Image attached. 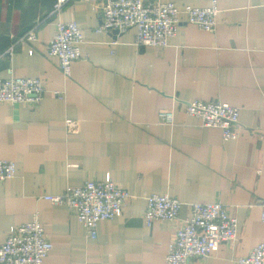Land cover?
Segmentation results:
<instances>
[{"label":"crops","instance_id":"obj_1","mask_svg":"<svg viewBox=\"0 0 264 264\" xmlns=\"http://www.w3.org/2000/svg\"><path fill=\"white\" fill-rule=\"evenodd\" d=\"M99 1L71 0L56 17L55 0H0V53L13 46L0 59V78L12 67L45 87L36 107L0 103V160L15 164L0 182V243L37 214L53 245L42 264H165L189 205L221 202L238 221L236 240L189 264H236L264 242V0H216L214 31L182 17L165 48L137 47L134 28L112 44L114 34L95 30ZM160 1L182 8L213 0ZM37 21L36 39L16 43ZM58 21L76 22L83 37L68 79L47 53ZM194 100L238 107L237 137L224 140L219 128L187 115ZM160 111L173 112L172 125L159 123ZM66 119L76 132H67ZM108 179L132 197L121 215L98 223L96 238L66 206L44 198ZM151 194L176 197L179 220L146 226Z\"/></svg>","mask_w":264,"mask_h":264},{"label":"built area","instance_id":"obj_2","mask_svg":"<svg viewBox=\"0 0 264 264\" xmlns=\"http://www.w3.org/2000/svg\"><path fill=\"white\" fill-rule=\"evenodd\" d=\"M71 0H55L50 15L58 17L62 8ZM89 1V0H83ZM94 12H101V25L96 32L111 33L116 36L112 44H117V36L131 28L135 29L134 44L137 47L149 46L165 48L177 34L179 24L185 21L200 29L214 31L217 15L221 11L218 2L213 0L208 7L186 5L177 7L171 2L160 0H100L92 5ZM34 23L16 42L25 43L36 39L38 26ZM83 42L81 28L74 21L56 22L55 34L49 41L47 53L58 61L65 79L71 75V63L81 57L80 45ZM32 53V50L29 51ZM13 55V46L0 53V59ZM9 76L0 78V103L38 106L45 87L37 77H19L12 67ZM59 94V93H58ZM239 108L219 101L194 100L185 103L187 115L196 118L202 127L219 128L224 140L235 139L240 129ZM159 123L172 125V111H160ZM68 133L77 131V123L72 119L64 121ZM15 164L10 160H0V182L12 178ZM132 195L118 187L111 179L86 180L79 186L68 185L62 194L44 195L55 205H64L75 215L90 238L97 237L98 223L113 219L122 214ZM146 208L143 221L150 227L154 222L178 221L182 203L167 194H151L145 197ZM190 215L182 219L165 255V264H189L194 259L206 260L213 249L223 243L232 244L238 234V221L228 213L221 202L191 203ZM264 219V202L262 203ZM53 245L46 237L37 214L29 222L15 227L0 243V264H42ZM236 264H264V242L256 245L250 253L236 259Z\"/></svg>","mask_w":264,"mask_h":264}]
</instances>
